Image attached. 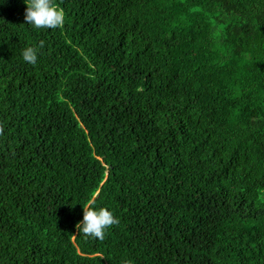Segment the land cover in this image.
Listing matches in <instances>:
<instances>
[{
    "label": "trees",
    "instance_id": "16d2710c",
    "mask_svg": "<svg viewBox=\"0 0 264 264\" xmlns=\"http://www.w3.org/2000/svg\"><path fill=\"white\" fill-rule=\"evenodd\" d=\"M53 3L0 0V264H264V0Z\"/></svg>",
    "mask_w": 264,
    "mask_h": 264
},
{
    "label": "clouds",
    "instance_id": "9594fccd",
    "mask_svg": "<svg viewBox=\"0 0 264 264\" xmlns=\"http://www.w3.org/2000/svg\"><path fill=\"white\" fill-rule=\"evenodd\" d=\"M27 5L24 10V21L35 29H56L65 22L63 8L53 3V0H24ZM21 59L27 64H35L37 50L26 46L21 50ZM117 223L112 211L103 206L96 207L93 200L83 205V216L76 227L79 234L86 238L103 240L106 229Z\"/></svg>",
    "mask_w": 264,
    "mask_h": 264
}]
</instances>
